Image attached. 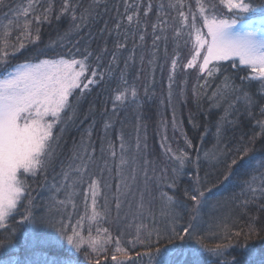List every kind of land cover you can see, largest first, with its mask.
<instances>
[{
    "label": "snow or ice",
    "instance_id": "6c2138e0",
    "mask_svg": "<svg viewBox=\"0 0 264 264\" xmlns=\"http://www.w3.org/2000/svg\"><path fill=\"white\" fill-rule=\"evenodd\" d=\"M122 2L124 11L121 12L117 4L113 16L108 0L103 3L88 0L86 6L81 0H63L58 13L51 0L42 12V5L29 3L22 9L11 0L8 3L0 0V11L8 9L4 18L11 17L0 35V250L4 254L18 251V225L30 224L25 243L34 255L43 257L37 264H78L81 252L92 264H108L112 243L115 244L112 264H264V120L256 121L259 132L253 130L247 139H244L247 133H242L234 147L228 148L231 141L225 140L229 126L234 131L244 121L255 118L254 109L258 108L259 114L264 116V103H261L264 101V21L257 26L258 21L250 18L258 11L264 13V0L258 5L252 0H196L202 19L199 28L195 15L189 25L183 10L178 11L180 26H176L177 17H173L170 27L167 16L161 17L157 8V21L150 25L154 38L153 59L148 61L149 65L154 64L161 39L165 42L167 60V32L174 28L172 38L178 41L184 28H189V39L194 32L195 42L183 69L198 67L205 80L201 89L208 87L210 79L223 76L210 98L217 108L222 101H228L215 124V135L218 142L225 140V149L211 154L214 161L211 167L216 169L214 177L211 172L201 177L199 149L186 136L185 149L166 148L164 161L150 158L147 136L145 134L141 143L139 128L135 147L130 140L126 143L123 129L117 134L120 152L119 163H115L117 153L109 132L115 131L117 122L123 123L119 121L117 102H128L127 87L124 91L117 88L111 112L105 108L101 113L103 131L97 135L101 146L97 156L93 140L96 110L90 104L81 116L82 104L92 90L106 79L110 80L114 69L119 68L118 52L127 51V44L120 42L121 36L124 41L128 39L125 27L134 35L139 33V41H146L149 24L146 19L142 24L141 9L144 18L153 11L150 0L147 6L129 4L128 0ZM177 4L183 7L182 0L170 3L169 7L177 9ZM224 7L227 12L222 15ZM21 11L25 23L21 36L17 37L20 43H11L8 29L17 22V30H20ZM29 15L36 25L35 35H32ZM65 19L68 27L61 32L59 26ZM44 24L56 26V38L42 49L37 48L24 62L12 64V59L27 46L41 42L40 26ZM109 41L113 42L112 49L108 47ZM93 43L96 44L94 49ZM135 50L134 43L133 53ZM49 53L53 55L49 57ZM109 55L111 59L105 65ZM135 59L134 54L126 58L124 70L128 69L129 61L135 64ZM223 62H229L231 70ZM178 68L180 54L176 52L171 56L167 99L173 112L174 131L179 124L176 106L187 102L185 89L176 84ZM89 70L91 74L86 75ZM124 70H121L122 80ZM246 70H250L248 75H239ZM124 84L127 85L126 80ZM136 100L137 91L132 87L131 102ZM193 100L199 105L195 87ZM230 116L234 119H229ZM190 121H194L191 115ZM86 123L88 126L84 127ZM208 131L205 125L202 139ZM73 132L79 133V138L72 136ZM258 138L262 142L259 152L255 147ZM167 139L165 136L164 140ZM161 147H164L163 142ZM187 149L196 150L194 160ZM209 156L205 153L204 158L209 159ZM188 164L194 165L195 172L186 168ZM257 176L259 186L253 187ZM232 181L238 191L210 199L221 186ZM81 191L85 214L74 225L68 205L76 209L73 200ZM89 197L90 215L87 214ZM205 209L210 213L227 209L225 215L213 216L217 231L211 237L204 234ZM13 214L19 216V221L10 224ZM85 216L89 221L108 223L117 235L113 238L109 228H98L95 236L91 230L87 236L83 235L78 228ZM233 218L229 226L225 221ZM45 228L53 231L47 234L39 231ZM125 235L129 239L123 240ZM209 238L218 242L206 243ZM49 245L64 249L63 255L49 257L41 251ZM137 248L142 250L135 251ZM130 251H135V255H130ZM3 264L12 262L6 260Z\"/></svg>",
    "mask_w": 264,
    "mask_h": 264
},
{
    "label": "trees",
    "instance_id": "16d2710c",
    "mask_svg": "<svg viewBox=\"0 0 264 264\" xmlns=\"http://www.w3.org/2000/svg\"><path fill=\"white\" fill-rule=\"evenodd\" d=\"M9 0H5V3H8ZM49 0H11V3L15 5H20L23 9L24 7H27L29 3H32L33 5H42L40 8V11L42 12L43 7L48 6ZM103 3L104 0H101ZM150 2L153 5V11L150 13L149 17L144 18L143 17V11L141 9V16H142V24L144 23L145 19L147 20L149 27L147 30V39L146 41H139V33H134L131 30H128L127 27H125V31H127L128 39L127 41H124L123 36L120 37L121 43L127 44V51L118 52L119 57V68L114 69V76L108 80L106 79L105 82L99 87L95 88L90 92V94L87 96V100L83 102L81 107V116L85 112H87L89 105L93 104L96 110V131L93 134V140L96 141L95 148L97 156H99L100 152V143L97 140V135L102 134L103 131V122L101 120V113L104 111L105 108L111 112L112 109V99H114L116 95V89L119 88L120 91H124L125 87H127L128 92V102H117V107L120 110L119 111V121H122L123 123L117 122L115 125V131L109 132V139L112 141L114 145V150L117 153V160L115 163H119V152H120V141L117 139V134L123 129L125 134L126 143L130 140L133 147H135L136 142V136H137V129L139 128V135L141 137V143H143V138L146 134L147 136V144H148V150L151 153L150 158H154L158 161H164L166 159L165 156V149L171 148L173 150L176 149H185V136L188 140H191L192 144L196 146L199 149V154L202 160L201 166H200V175L203 177L206 172H211L214 174L216 172V169H213L211 167V164L214 163V161L211 160V154H215L219 150L225 149V140H230L231 142L227 144L228 148H232L235 146L236 142L240 140L242 133H247V135L244 137V139H247L249 136L253 134V130L255 132H259L260 129L256 125L257 120H264V116H261L259 114V109H254L255 118L251 121H244L240 127L235 128V130H230L225 135V140H221L218 142L216 137V121L217 119L223 115L224 113V107L227 104V100H224L221 102L220 107H215L214 104L215 101L211 100L212 93L216 91L217 85L221 84V81L223 79V76L221 75L219 78L216 79H210L208 81V87L201 89V85L205 83L204 80V74L200 73L198 70V67L195 65L193 68L189 69H183V64L187 63V59L190 58V52L193 48L194 42H195V33L191 32V39H189L190 35V29L184 28L180 39L174 40L172 37L174 35V28L167 32L166 35L169 37L167 41V60L165 59V42L163 39H161L160 42H158V52L157 56L155 58L154 64L149 65L148 61L150 59H153L152 57V41H153V35H152V29L150 27L151 23L157 21V12L156 9L158 8L161 14V17L167 16L169 21V26H172L173 23V17H177L176 26L179 25L178 20V11L183 10L186 15L188 16V23L189 25L192 22L193 16L195 15L197 24L196 27L199 28L202 24V19L199 17L198 7L196 5V0H182L183 7L181 8L179 4H177V9H172L169 7L170 3H176V0H150ZM218 2V0H217ZM254 4H259L260 0H252ZM51 3L54 5V11L59 12L60 8L62 7L63 0H51ZM81 3L86 6L88 3V0H81ZM109 7L112 9L111 14L115 15V5H119L120 11H124V6L122 0H108ZM129 4H137V5H144L147 6L149 3V0H128ZM189 8H191V13H189ZM8 12L7 8H3L2 11H0V35H2L4 28V25H7L9 21L11 20V17L9 19L4 18V14ZM227 12V8L224 7L221 10V14H225ZM264 17V13H260L259 11L251 16L250 18L256 19ZM28 20L32 22V35H35V23L33 21V18L31 15L28 16ZM25 23L24 20V13L21 11L20 13V19L18 21L20 30H17V22L12 23V27L8 29L9 31V38L11 43L19 44L20 40L17 39V37L21 36V31H23V24ZM41 42L35 46H27L25 50L21 51L18 55H16L12 59V64H16L19 62H24L28 58L32 57V55L35 53L37 48H43L46 44L50 42V40L55 39L57 36L56 32V26L53 25L52 27H49L47 24L41 25ZM60 31H64L68 27V20L65 19L60 24ZM162 37L165 35V33H158ZM72 39H76V37H72ZM134 43L136 45V50L133 53V46ZM82 49L84 47L83 44L80 46ZM93 49L96 48V44L93 43L91 46ZM108 47L110 49L113 48V42L109 41ZM57 51H61V49H57ZM63 51H67V49H63ZM176 52H179L180 54V68L177 69L178 75L176 77V84L180 88L185 89V95L187 96V102L183 104H177L176 106V119L179 122L177 129L174 131L172 126V117L173 112L172 109L167 105V99H168V75L170 71L171 66V56L175 55ZM135 55V64H133L131 61H129V67L128 69L124 70V60L128 58L131 55ZM49 57L53 55V53L48 54ZM143 56V63H141V57ZM44 58V57H40ZM79 58V57H77ZM111 59V56L109 55L107 58H105V65H107L108 60ZM202 59V58H201ZM224 66L231 70V64L229 62H223ZM93 66H95L93 64ZM163 66V67H161ZM121 70H124V77L123 80L121 79ZM250 70H246L244 72L239 73L240 76H246L248 75ZM86 75H90V70L85 73ZM124 80L127 81V85L124 84ZM236 82L239 83V76L236 78ZM132 87L136 88L137 91V100L135 103L131 102V89ZM195 87V90L197 94L200 97L199 105L193 100V89ZM147 90V94H146ZM178 90V89H174ZM111 94V98H110ZM231 99V97L229 98ZM175 103V100L173 101ZM261 103H264V101H261ZM190 115L194 117V121H190ZM139 118V119H138ZM229 119H234V116H230ZM163 121V123H162ZM194 124L196 125L194 127ZM205 125H207L209 131L207 135L202 139L201 134L205 132ZM88 124L86 123L84 127H87ZM255 126V127H253ZM72 136H76L79 138V133L73 132ZM167 137L168 139L165 141L164 137ZM69 143L71 142V136L68 138ZM162 142L164 143V147H161ZM219 145V146H218ZM218 146V147H217ZM262 142L258 138L257 143L255 145L257 152L261 150ZM107 147V145H105ZM189 151V154L193 158V160L197 156L196 150L193 149H187ZM205 153H209V159H205ZM109 164H112L113 162L111 159H109ZM104 162L101 161V164ZM219 167V166H218ZM186 168L192 170L195 172V167L193 164L186 165ZM59 171V169H58ZM171 171V168H169V172ZM185 180L188 179L187 175L185 174L184 177ZM213 183H215V179L213 178ZM234 183L235 181L230 182L229 184L223 185L215 191L214 197H221V196H227L232 191L238 189H234ZM259 177L257 176V182L253 185V187L259 186ZM84 187H87L85 184ZM166 190V189H165ZM33 195H36L35 191L33 192ZM42 195H46V193H42ZM63 199V196L60 197ZM216 198V199H217ZM73 203L76 204V209L73 210L71 207V204L68 205V209L70 212H72V218L71 223L76 224L78 220H80L81 215L85 214V202H84V196L81 191V193L74 198ZM100 204L103 203L102 200L99 201ZM114 207V205H113ZM21 211L23 209L21 208ZM255 209H253V212ZM91 213V198L89 197L88 201V210L87 214L90 215ZM114 215V213H113ZM204 217H206L205 212H203ZM65 220L67 222L68 217L65 216ZM19 221V216L16 214H13V216L10 218L9 223L15 224ZM232 222L228 223L229 226L232 225L234 222V218L231 220ZM91 224V229H89V225ZM239 222H237V227H239ZM32 225L30 224H19L18 225V231L16 234V244L18 251L16 252H10L8 254H4L3 250H0V264H3V261L9 260L12 262V264H15V262H18V264H37V261L42 259L43 257H37L34 255L33 250L28 247V245L25 243V234L28 231L29 228H31ZM98 228H109V231L112 232L113 238L117 235L115 231L112 230V228L109 227L108 223H104L101 221L100 223H97L95 221H89L87 219V216H85V219L81 221V226L78 228V231H80L83 235L87 236L89 233V230H91V233L93 236L97 234ZM43 234H47L49 232H52V229H40L39 230ZM133 235L135 233V228L133 227L131 229ZM217 229L211 228L204 224V234L211 237L214 233H216ZM102 235V233H101ZM123 240L129 239L127 235L122 237ZM218 242V240H214L209 238L206 240V243L209 244H215ZM125 247H131L130 245H122ZM67 246L65 245V248ZM115 250V244L112 243L109 245V251L107 255V261L108 264H112V255ZM142 249H135V251H141ZM41 251L46 252L49 257L51 256H61L63 255L64 249H58L54 245H49L46 248L41 249ZM135 251H130L129 254L134 256ZM119 255V254H117ZM103 259V258H101ZM78 264H92L91 261L87 259L85 254L83 252L79 253L78 257Z\"/></svg>",
    "mask_w": 264,
    "mask_h": 264
},
{
    "label": "rangeland",
    "instance_id": "374dc122",
    "mask_svg": "<svg viewBox=\"0 0 264 264\" xmlns=\"http://www.w3.org/2000/svg\"><path fill=\"white\" fill-rule=\"evenodd\" d=\"M253 19V18H252ZM255 20L258 21V24L257 26H259V22L260 21H264V17H260V18H256ZM217 197H211L210 199H216ZM205 214H206V217H205V220H206V223L205 225L211 227V228H214V220H213V216H222V215H225L227 213V209H224L223 211L221 212H215V213H210L208 209H205L204 210ZM232 219H228L226 220L225 222L226 223H230L232 222L231 221Z\"/></svg>",
    "mask_w": 264,
    "mask_h": 264
}]
</instances>
